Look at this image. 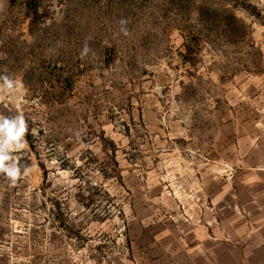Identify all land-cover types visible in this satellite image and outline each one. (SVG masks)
<instances>
[{
  "label": "rangeland",
  "instance_id": "1",
  "mask_svg": "<svg viewBox=\"0 0 264 264\" xmlns=\"http://www.w3.org/2000/svg\"><path fill=\"white\" fill-rule=\"evenodd\" d=\"M4 72L32 171L0 175V264H150L158 218L264 152V0H0Z\"/></svg>",
  "mask_w": 264,
  "mask_h": 264
},
{
  "label": "crops",
  "instance_id": "2",
  "mask_svg": "<svg viewBox=\"0 0 264 264\" xmlns=\"http://www.w3.org/2000/svg\"><path fill=\"white\" fill-rule=\"evenodd\" d=\"M249 155L246 168H230L225 190L216 167L207 197L199 179L192 185L188 217L153 223L142 239L150 264H264V152Z\"/></svg>",
  "mask_w": 264,
  "mask_h": 264
},
{
  "label": "clouds",
  "instance_id": "3",
  "mask_svg": "<svg viewBox=\"0 0 264 264\" xmlns=\"http://www.w3.org/2000/svg\"><path fill=\"white\" fill-rule=\"evenodd\" d=\"M22 86L13 74L0 73V99L14 96ZM28 134L29 124L23 113L18 112L13 116L0 115V175L13 186L32 171L31 165L21 164L14 156V153L26 148Z\"/></svg>",
  "mask_w": 264,
  "mask_h": 264
}]
</instances>
